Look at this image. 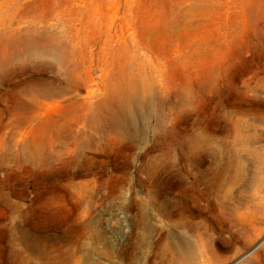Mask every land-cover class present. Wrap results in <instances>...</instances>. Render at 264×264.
<instances>
[{"label":"rangeland","instance_id":"obj_1","mask_svg":"<svg viewBox=\"0 0 264 264\" xmlns=\"http://www.w3.org/2000/svg\"><path fill=\"white\" fill-rule=\"evenodd\" d=\"M178 263L264 264V0H0V264Z\"/></svg>","mask_w":264,"mask_h":264},{"label":"bare ground","instance_id":"obj_2","mask_svg":"<svg viewBox=\"0 0 264 264\" xmlns=\"http://www.w3.org/2000/svg\"><path fill=\"white\" fill-rule=\"evenodd\" d=\"M188 251H189V249H188ZM191 251V250H190ZM182 254H184L185 256H186V254L185 253H183V252H181ZM188 259V257H186V260ZM179 264V263H178Z\"/></svg>","mask_w":264,"mask_h":264}]
</instances>
